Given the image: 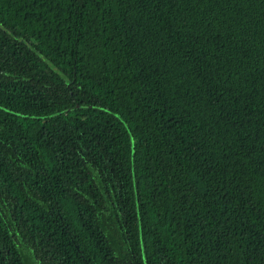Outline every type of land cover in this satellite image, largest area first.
Segmentation results:
<instances>
[{
  "label": "trees",
  "instance_id": "16d2710c",
  "mask_svg": "<svg viewBox=\"0 0 264 264\" xmlns=\"http://www.w3.org/2000/svg\"><path fill=\"white\" fill-rule=\"evenodd\" d=\"M0 264H264V0H0Z\"/></svg>",
  "mask_w": 264,
  "mask_h": 264
}]
</instances>
